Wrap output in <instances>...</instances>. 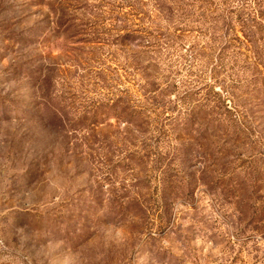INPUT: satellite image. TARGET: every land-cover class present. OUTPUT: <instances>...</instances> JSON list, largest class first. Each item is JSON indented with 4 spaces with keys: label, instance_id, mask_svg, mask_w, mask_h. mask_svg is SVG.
<instances>
[{
    "label": "rangeland",
    "instance_id": "obj_1",
    "mask_svg": "<svg viewBox=\"0 0 264 264\" xmlns=\"http://www.w3.org/2000/svg\"><path fill=\"white\" fill-rule=\"evenodd\" d=\"M115 9L0 0V264H264V109L171 125L212 65L173 44L137 70L92 35ZM248 80L231 83L238 109Z\"/></svg>",
    "mask_w": 264,
    "mask_h": 264
},
{
    "label": "trees",
    "instance_id": "obj_2",
    "mask_svg": "<svg viewBox=\"0 0 264 264\" xmlns=\"http://www.w3.org/2000/svg\"><path fill=\"white\" fill-rule=\"evenodd\" d=\"M107 4L116 8L113 11L115 25L108 23L110 18L106 19V24L100 21L97 26L104 27V30L100 33L94 30L92 35L104 36L96 39L102 45L109 41L128 60L137 61L138 65L144 62L142 68L134 65L137 70L149 72L150 66H157V53L170 55L168 50L173 44L184 50L186 59H196L198 63L205 59L212 65L208 78L215 85L209 86L207 99L196 98V91H184L181 95L184 111L178 119L170 120L171 125L177 122L178 125H208L209 120L215 121L216 125H245L239 118L256 121L263 114L264 0H107ZM190 34L205 41L186 43ZM112 41L117 42L113 45ZM228 63L232 73L227 74L230 84L225 86L221 71ZM236 66L238 70L235 71ZM238 72L250 73V80L241 85L243 97L240 104L243 108L240 109L234 101L236 97L230 92L235 91L236 86L231 83L237 82ZM152 88L151 91L156 90L155 86ZM225 93L227 96H223ZM191 95H195V99ZM137 113L141 116L143 111ZM141 123H147L145 116ZM189 139L204 141L206 134L199 130L194 138ZM201 144L197 143L200 147ZM192 148H187L189 152L185 157L198 154L199 151L191 154Z\"/></svg>",
    "mask_w": 264,
    "mask_h": 264
}]
</instances>
